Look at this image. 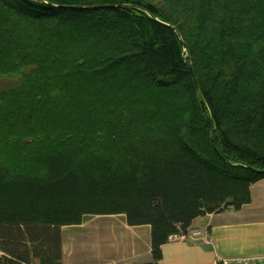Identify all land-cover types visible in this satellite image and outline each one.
<instances>
[{"label":"trees","instance_id":"1","mask_svg":"<svg viewBox=\"0 0 264 264\" xmlns=\"http://www.w3.org/2000/svg\"><path fill=\"white\" fill-rule=\"evenodd\" d=\"M263 179L264 0H0V264L91 216L160 264Z\"/></svg>","mask_w":264,"mask_h":264},{"label":"crops","instance_id":"2","mask_svg":"<svg viewBox=\"0 0 264 264\" xmlns=\"http://www.w3.org/2000/svg\"><path fill=\"white\" fill-rule=\"evenodd\" d=\"M250 194L251 202L238 211L230 208L196 219L189 231H200L201 237L168 242L160 264H217L220 259L264 256V179L251 186ZM123 223L125 234L114 247L125 256L112 264L152 262L151 228L129 227L125 218Z\"/></svg>","mask_w":264,"mask_h":264},{"label":"rangeland","instance_id":"3","mask_svg":"<svg viewBox=\"0 0 264 264\" xmlns=\"http://www.w3.org/2000/svg\"><path fill=\"white\" fill-rule=\"evenodd\" d=\"M123 221L121 216H91L81 226L62 228L64 264H112L123 260L122 248L114 247L125 234L120 229Z\"/></svg>","mask_w":264,"mask_h":264},{"label":"built area","instance_id":"4","mask_svg":"<svg viewBox=\"0 0 264 264\" xmlns=\"http://www.w3.org/2000/svg\"><path fill=\"white\" fill-rule=\"evenodd\" d=\"M202 233L200 231H192L189 232L187 235L183 236H172L170 238L171 242H175L178 240L184 239H197L200 238ZM217 264H264V256L259 257H251V258H238V259H220Z\"/></svg>","mask_w":264,"mask_h":264},{"label":"water","instance_id":"5","mask_svg":"<svg viewBox=\"0 0 264 264\" xmlns=\"http://www.w3.org/2000/svg\"><path fill=\"white\" fill-rule=\"evenodd\" d=\"M97 8H106V6H99V7H97ZM190 70H192L191 67H190ZM194 82H195V84H196V86H197V82H196V80H194Z\"/></svg>","mask_w":264,"mask_h":264}]
</instances>
